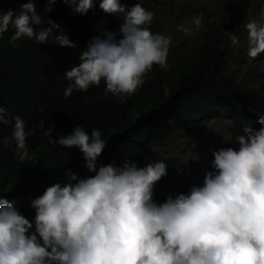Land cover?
I'll use <instances>...</instances> for the list:
<instances>
[{"label": "clouds", "instance_id": "clouds-1", "mask_svg": "<svg viewBox=\"0 0 264 264\" xmlns=\"http://www.w3.org/2000/svg\"><path fill=\"white\" fill-rule=\"evenodd\" d=\"M246 1L247 7L238 6L240 17L250 8ZM55 2L47 0L45 22L35 0L22 3L18 12L0 11V34L11 26L10 42L27 37L45 44L52 36L55 44L68 47L73 61L64 71L65 96L103 81L105 94L126 101L145 87L144 76L154 65L167 67L174 36L151 31L154 14L140 3L128 7L120 0H100L99 8L121 14L123 23L119 38L105 30L91 39L93 28L89 35L86 30L94 0L61 2L69 12L59 21L72 28L51 17ZM175 2L185 7L173 20L183 23L194 16L192 26L201 28L199 4ZM221 2L212 0L213 5ZM192 30L177 25L186 35ZM236 49L244 59L264 64V5L256 20L243 24L239 18L225 29L213 65L247 100L249 86L258 101L264 99L258 75L233 68ZM223 102L227 113L198 119L172 115L167 107L151 111L145 125L156 124L164 132L148 135L146 143L135 140L121 154L116 144L105 146L98 129L89 133L77 124L54 141L52 129L44 132L36 113V131H26L25 121L12 117L13 131L0 138L4 149H15V154L0 152V176L5 178L0 180V264H264V112L235 98ZM249 111L258 115L256 128L250 127ZM8 116L0 107V123L7 125ZM224 118L236 123L240 133L211 149L199 178L192 172L196 165L182 175L179 159L163 150L164 139ZM41 145L43 154L26 149Z\"/></svg>", "mask_w": 264, "mask_h": 264}, {"label": "trees", "instance_id": "trees-1", "mask_svg": "<svg viewBox=\"0 0 264 264\" xmlns=\"http://www.w3.org/2000/svg\"><path fill=\"white\" fill-rule=\"evenodd\" d=\"M26 2L28 0H0V11L12 9L18 12L20 5ZM61 2L63 0H56L50 14L58 23H61L59 19L64 13L69 12ZM120 2L128 7L140 3L151 11L154 14L149 25L151 31L165 35H169L165 32L168 27L167 19L170 16L173 19V15L185 7L183 3L171 0ZM99 3L100 0H94L95 6L91 8L94 17H88L91 26L86 30V35L93 28L91 39L102 35L105 30L116 32L119 38L122 15L105 13L99 8ZM35 4L45 22L48 14L45 11L47 0H35ZM239 5L247 7L249 3L246 0H231L225 8L214 3L213 20L203 31L204 39L200 48L189 50L185 47V42L173 37L167 67L154 65L144 76L147 80L145 87L126 101L125 98L114 99L111 93L105 94L104 88L100 86L103 81L99 86H90L86 91L74 89L70 95L65 96L64 89L68 83L64 80V71L70 68L73 61L72 51L66 46L55 44L52 36L45 44L27 37L10 42L15 31L10 26L8 31L0 34V107H4L9 114V123H0V138L13 131L9 128L12 117L19 116L28 124L33 108L39 122L45 124L44 132L52 129V140L58 139L62 133H70L80 124L89 133L92 129H98L105 146L116 144V154H121L135 140L142 139V132H147L150 138L156 133L164 132L156 124L153 127L145 125L146 121L151 120L148 113H155V109L159 107L172 109V115L178 113L198 119L207 115L219 116L224 112L223 100L235 98L249 108L258 109L257 113L264 112V99H256L252 94L255 91L253 86L247 89V100L219 76V69L213 68L216 42L224 37L225 29L234 26L240 18ZM63 25L72 28L70 25ZM54 32L60 34L59 30ZM71 40L75 41V38L72 37ZM247 115H250L251 120H256L258 116L253 111L247 112ZM138 130L142 131L138 133ZM158 139L156 136V140ZM8 150L15 154L14 148L4 149L0 144V152Z\"/></svg>", "mask_w": 264, "mask_h": 264}, {"label": "rangeland", "instance_id": "rangeland-1", "mask_svg": "<svg viewBox=\"0 0 264 264\" xmlns=\"http://www.w3.org/2000/svg\"><path fill=\"white\" fill-rule=\"evenodd\" d=\"M171 1H188L193 4H199V8L203 13H199L202 18V26L199 29H195L192 26V17L186 16L183 23L173 21L172 16L167 19V32L169 35L176 36L180 42L186 43L187 49H194L200 38L203 37L202 32L208 25V22L212 20L211 14L213 13L214 5L212 0H171ZM220 1V0H219ZM221 7L225 8L228 0H221ZM249 10H242L240 20L244 24L249 20H256L260 16V12L263 9L264 0H250ZM260 5H262L260 7ZM196 16V15H195ZM185 24L191 26L193 30L189 34L177 31V25ZM246 39L243 40V44H246ZM240 51L236 49L233 52L232 66L235 70H239L240 74L258 75L256 82L258 87L264 88V84L260 82L264 79V64L252 62L244 59L240 56ZM241 128H238L230 118H224L222 120H207L201 126L197 128H189L185 131L173 133L168 138L164 139L163 150L170 155L177 157L180 162V172L182 175H186L189 171L190 165H196V168L192 171L195 172V178H199L201 174V168H203L207 162L210 151L212 148L221 145L225 142H231L234 137L240 133ZM202 172H204L202 170ZM205 174V173H204ZM204 177V175H203ZM202 177V178H203Z\"/></svg>", "mask_w": 264, "mask_h": 264}, {"label": "bare ground", "instance_id": "bare-ground-1", "mask_svg": "<svg viewBox=\"0 0 264 264\" xmlns=\"http://www.w3.org/2000/svg\"><path fill=\"white\" fill-rule=\"evenodd\" d=\"M144 103H148V102H145L144 101ZM35 120H36V117H35V113L32 111L31 113H30V119H29V123L28 124H26L25 123V130L27 131V130H37V128H36V125H35ZM249 124H250V127H253V128H256V127H258V122H256V120H249ZM142 139V141L144 142V143H146L147 141H148V136H147V132H142V137H141ZM26 145V144H25ZM44 145H41V146H29V147H26V149H27V151L28 152H30V151H32V152H40V153H42L43 154V152H42V147H43ZM33 157H35L36 158V156H33ZM37 160H38V158H36ZM39 165L41 166L42 165V163L41 162H39ZM4 177L3 176H0V180H2V181H4ZM41 194H39V196H40ZM34 210V209H33ZM35 211V210H34Z\"/></svg>", "mask_w": 264, "mask_h": 264}]
</instances>
